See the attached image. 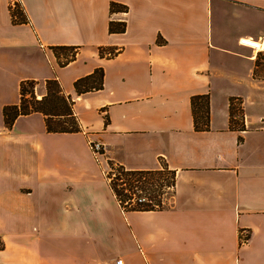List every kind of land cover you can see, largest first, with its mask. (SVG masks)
I'll use <instances>...</instances> for the list:
<instances>
[{"label": "crops", "instance_id": "1", "mask_svg": "<svg viewBox=\"0 0 264 264\" xmlns=\"http://www.w3.org/2000/svg\"><path fill=\"white\" fill-rule=\"evenodd\" d=\"M19 1L27 21L15 23L0 0V264H264V59L239 43L264 37V0ZM57 45L75 59L60 65ZM99 67L103 88L78 95ZM54 77L82 131L49 133L39 112L6 128L21 82L41 98ZM205 94L210 129L198 131L191 98ZM231 98L244 130L230 128ZM88 139L128 169L175 170L172 204L124 212Z\"/></svg>", "mask_w": 264, "mask_h": 264}, {"label": "trees", "instance_id": "2", "mask_svg": "<svg viewBox=\"0 0 264 264\" xmlns=\"http://www.w3.org/2000/svg\"><path fill=\"white\" fill-rule=\"evenodd\" d=\"M111 13L127 12L128 6L112 2ZM12 18L15 23L27 21L21 5L12 10ZM126 21L111 20L110 33H124ZM55 55L60 59L63 55L65 60L60 59V65H66L75 59L76 46H51ZM101 57L107 56V52L114 53V48L101 46L98 48ZM104 69L99 67L92 73L78 78L74 87L78 95L102 89L104 86ZM35 80H25L20 84V102L6 105L3 109L5 127L11 129L16 119L21 115L42 113L45 117L46 129L49 133H76L82 131L80 121L75 113V100L67 95L59 80L54 77L46 80V94L38 98L36 94ZM192 112L195 128L198 131L210 129V103L209 95H196L191 98ZM244 109L242 99L231 98L230 100V128L233 130L246 129L244 123ZM242 117V121L238 120ZM111 171L106 174L108 185L124 212L163 210L166 201V189L175 188L177 173L166 164L162 168L154 170L128 169L123 164L110 160ZM4 243L0 239V248Z\"/></svg>", "mask_w": 264, "mask_h": 264}, {"label": "built area", "instance_id": "3", "mask_svg": "<svg viewBox=\"0 0 264 264\" xmlns=\"http://www.w3.org/2000/svg\"><path fill=\"white\" fill-rule=\"evenodd\" d=\"M14 2H16V0H14ZM239 43L242 46L250 48L255 53L264 55V37H259V38L243 37L240 39ZM88 145L96 159L98 158L99 155H104L105 152L104 144L101 141L95 139L94 140L88 139ZM244 237L245 236L242 235V240L246 241L248 239V236L246 238ZM114 264H125V262L123 258H118L115 260Z\"/></svg>", "mask_w": 264, "mask_h": 264}, {"label": "rangeland", "instance_id": "4", "mask_svg": "<svg viewBox=\"0 0 264 264\" xmlns=\"http://www.w3.org/2000/svg\"><path fill=\"white\" fill-rule=\"evenodd\" d=\"M12 2V10L13 9H16L18 7V5H21L20 1L19 0H16V2H14V0H11ZM113 53L112 52H107L106 55L109 56V55H112ZM260 55V58H263L264 59V55L263 54H259ZM261 73L264 75V71H261ZM242 107H243V101H242ZM244 109V108H243ZM243 115H244V122H245V112H243ZM242 117H238V120L241 122L242 120ZM97 162H99L101 164V166L103 167L104 169V172L105 174H107L108 172L111 171V167H110V160L106 159V156L104 155H99L98 158L96 159ZM177 184V183H176ZM174 188H171V189H166V196H164V201H166V204H165V208L166 207H169L172 203V197L174 195ZM241 235L245 236L244 238H246L248 236V234L246 235V232L245 233H242Z\"/></svg>", "mask_w": 264, "mask_h": 264}]
</instances>
